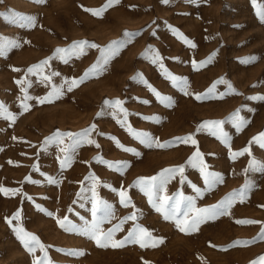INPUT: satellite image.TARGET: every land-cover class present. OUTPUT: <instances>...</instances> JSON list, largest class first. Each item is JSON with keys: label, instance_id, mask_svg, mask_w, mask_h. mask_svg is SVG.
Masks as SVG:
<instances>
[{"label": "rangeland", "instance_id": "obj_1", "mask_svg": "<svg viewBox=\"0 0 264 264\" xmlns=\"http://www.w3.org/2000/svg\"><path fill=\"white\" fill-rule=\"evenodd\" d=\"M261 11L264 0H0V37L19 45L0 55V264H264ZM153 179L152 201L179 199L178 216L156 211L140 183ZM94 193L111 215L93 217ZM205 208L226 212L176 227ZM95 221L113 244L147 232L98 247ZM21 229L39 241L31 251Z\"/></svg>", "mask_w": 264, "mask_h": 264}, {"label": "snow or ice", "instance_id": "obj_2", "mask_svg": "<svg viewBox=\"0 0 264 264\" xmlns=\"http://www.w3.org/2000/svg\"><path fill=\"white\" fill-rule=\"evenodd\" d=\"M38 2H42V0H38ZM118 2V0H109V5H111L112 3H116ZM165 3L168 2V0H164ZM103 10H106L103 9ZM101 10V11H103ZM85 11H91V14L93 15H100L101 11H92V10H88L85 9ZM259 18L261 23H264V11H261L258 13ZM12 22L14 23H18L20 27H34L35 26V21L33 17H19L17 19H14ZM19 45L12 41V40H7L5 38L0 37V55H3L5 52H8L10 50H12L13 48L18 47ZM82 45L78 44L75 45V48H80ZM83 46H87L86 44H84ZM68 50H58L57 53V58H62L60 57V53L62 52H66ZM254 59V58H253ZM65 62H67L65 60ZM33 71V69H29V72L31 73ZM69 90H71V87H69ZM161 100H163V97H160ZM259 99L264 100V97H260ZM41 103H43V101H41ZM108 103V102H106ZM119 103V102H117ZM84 135H87V133H85ZM189 139H191V137H189ZM183 142V141H181ZM78 143V142H77ZM193 143H195L193 141ZM256 143H258V145L264 149V134L261 135L260 139L258 141H256ZM130 151V150H129ZM250 154V153H249ZM199 154L197 153V158H198ZM256 165V161H252L251 165L252 167H254ZM262 170H264V165L260 166ZM175 171H180L182 172L183 169H177ZM211 175V174H209ZM144 185V189L145 193L147 195H149V199L150 202L153 203V206L156 208V211L161 213V215L164 217L165 220H168L172 217L178 216L179 215V205H180V200L178 199L175 204H173L172 206H168L167 204V199H165L159 206L156 205V203L154 201H152V194L155 190H158L159 185L155 182V179H153L151 182H140ZM123 197V193L120 194ZM121 203H126L123 199L121 200ZM191 203V202H190ZM101 204V201H99L98 198H95V193H94V199H93V209H92V215L93 217H95L97 215L98 212L102 211V214L107 217L109 215H111L110 212V208L108 206H104L103 210L101 209V207L99 206ZM226 212V209L223 208H205V209H199L196 210L195 214L191 217V222L189 223V213L185 212L183 213L184 219L183 220H177L176 221V227L179 228L181 231H185L186 229L184 227H182V225H188V230H192L194 231L198 225L202 222L203 218L206 216H215L217 214H224ZM49 215H51L49 213ZM132 219H135V217H132ZM66 223L64 225H62V227L65 228L66 231H71L73 230L74 226H70V224L67 222V218H65ZM101 221H95L90 229V239H92L93 241L96 242L98 247H107V246H123L124 244L128 243V242H136L137 241V235L138 233H146L147 230L145 229H136L132 232L128 233V236L125 237V239L123 241H116L114 244L113 242V236H114V232L116 231L115 229L109 230L106 233H103L101 236V230L99 227ZM21 241L22 243H24L25 247L29 249V251H31L32 247L35 245L39 244V241L36 239V237L32 236L29 239H24L23 237L26 236L27 234L23 233V230L21 229ZM262 239H264V233H262L261 236ZM144 244H141V247H144ZM46 259V257H45ZM43 264V261H42Z\"/></svg>", "mask_w": 264, "mask_h": 264}]
</instances>
